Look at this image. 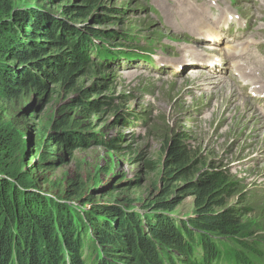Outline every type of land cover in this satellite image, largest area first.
<instances>
[{
  "label": "rangeland",
  "instance_id": "374dc122",
  "mask_svg": "<svg viewBox=\"0 0 264 264\" xmlns=\"http://www.w3.org/2000/svg\"><path fill=\"white\" fill-rule=\"evenodd\" d=\"M20 1L35 2L37 9L56 19H63L64 7L73 3V0ZM158 1L164 2L100 0L101 9L94 10L83 21L90 28L113 36L111 40H104V46L114 56L103 64L104 69L89 66L84 75H76L73 87L46 78L48 89L43 97L28 89L0 99L1 130L11 152L9 169L14 175H26L27 191L42 197L48 209L53 210L54 204L64 206L72 214L76 227L80 225V217L100 212L102 206L144 214L151 211L149 206L168 184L162 178L168 141L182 134L191 155L190 176L214 170L226 174L235 183V190L225 203L248 211L243 217L242 231L261 241L259 249L263 258L258 264H264V146L259 143L262 147L246 149L251 139L226 130L224 125L229 121L207 127L205 123L210 119L211 109L198 100L202 93L200 84L188 82L191 85L184 87L179 84L188 81L184 78L185 70H189L185 61L201 53L203 65H195V68L203 67L202 75L207 76L206 61L216 60L214 72L218 73H214L216 77L211 80L229 85L235 75L229 54L246 57L244 53L252 43L264 41V0H233L231 6H226L227 2L218 4L220 22L227 19L224 8H228L232 16L237 14L246 20H240L228 33L224 28L204 29L202 35L183 30L181 19L173 17L170 22ZM187 1L189 4L185 7L197 8L195 0ZM217 1L220 0H213ZM96 14L101 23L93 21ZM209 34L221 42L206 41ZM203 43L212 45L215 50L206 52L201 46L205 45ZM258 51L264 52L263 49ZM120 52L123 54L118 55ZM139 54L152 57L154 66L139 60ZM128 60L132 62H123ZM163 64L172 66L164 68ZM126 65L131 66L126 68ZM173 65L183 69L182 75H174ZM132 68L141 73L122 77L121 70ZM19 74L20 69L16 77ZM41 77L39 75L40 80ZM168 77L174 80L166 81ZM231 85L238 93L236 84ZM209 86L215 85L209 83ZM79 90H88L89 103L102 106L98 112L80 113L81 108L75 106ZM244 91L248 93V97L243 98L247 106L255 100L249 113L258 118V122L259 117L264 122V90ZM214 101L213 98L211 103ZM69 103L73 106L65 109ZM60 115H67L69 124L74 125L61 129L69 131L70 135V147L65 150L46 141L52 134L53 122ZM249 131L247 129L246 134ZM113 144L118 149L112 148ZM178 186L168 185L170 193ZM193 207V199L185 197L171 215L178 220L193 217ZM95 221L100 227L105 226L103 218L95 217ZM92 227L88 225L87 229L93 230ZM87 231L80 232H85L81 240L88 248L85 251L93 256L95 247L90 246ZM115 254L121 255V250Z\"/></svg>",
  "mask_w": 264,
  "mask_h": 264
},
{
  "label": "trees",
  "instance_id": "16d2710c",
  "mask_svg": "<svg viewBox=\"0 0 264 264\" xmlns=\"http://www.w3.org/2000/svg\"><path fill=\"white\" fill-rule=\"evenodd\" d=\"M64 8L59 21L37 9L35 2L0 0V99L28 89L43 97L46 78L73 87L77 74L84 75L89 66L99 70L96 62L114 58L104 46V40L113 36L83 21L101 9L100 0H73ZM64 19L84 26L77 29ZM92 19L101 20L98 14ZM89 97L88 90H79L75 106L80 113L93 114L102 107L89 103ZM72 106L69 103L65 109ZM67 126L74 127L67 115H60L47 143L64 150L70 147L69 131H61ZM183 138L179 134L168 141L162 177L168 184L149 206L151 211L127 213L102 206L100 212L80 217L76 227L64 206L48 209L42 197L27 191L26 175H14L9 169L11 152L0 119V264H258L262 243L242 231L248 211L225 203L235 183L214 170L190 176L191 155ZM174 184L179 186L170 193L168 185ZM185 197L193 199V217L175 219L171 213ZM95 217L103 218L105 226L97 225ZM83 231L95 247L93 256L82 244ZM117 250L121 255L115 254Z\"/></svg>",
  "mask_w": 264,
  "mask_h": 264
},
{
  "label": "bare ground",
  "instance_id": "6f19581e",
  "mask_svg": "<svg viewBox=\"0 0 264 264\" xmlns=\"http://www.w3.org/2000/svg\"><path fill=\"white\" fill-rule=\"evenodd\" d=\"M249 1V0H246ZM162 4V7L165 10L166 17H170V22H173V17L176 20H180L184 23V26L182 27L183 30L189 31L190 33H194L195 35H202V30L209 29V30H217V29H225L228 33L230 31V28L232 26H236L240 20H246V18H243L239 15H237V18L232 16L228 8H224L222 11L226 15L227 19L224 22H220V13H219V5L221 3H226V6L233 5V0H220L217 1V3L213 2V0H195V3L197 4V8L194 6L185 7L188 3L187 0H164L158 1ZM256 7V6H255ZM175 12H178L177 15H174ZM185 15H187L185 17ZM182 16V18H180ZM207 16V18H204ZM59 19V18H57ZM59 21H63L59 19ZM208 21H211V24H208ZM68 24V23H67ZM175 30V28H172V31ZM206 41H214L216 43H220L221 41L215 40L216 37L213 35H207ZM224 38V35L222 36ZM128 40H134L133 38L127 37ZM252 41V40H251ZM187 42V41H185ZM205 45H201L203 49L206 52L214 51V47L212 45H207L208 43H203ZM195 49V48H194ZM194 49L191 50V52H194ZM264 49V41L255 42L252 43L251 47L247 50L245 55L246 57H243L242 55H230V60H241L242 63L236 64V69L238 72V76L232 80V83L236 84V87L238 88V93L235 91L234 87L229 85H223L219 86L217 81L211 80L214 77V74L211 75V73H206L207 76L202 75L204 73V70L202 71L203 67L195 68V65L203 63L201 61H204V57L201 55V53H198L193 58L188 59L185 61V66L189 67V70H185V79H187V83L180 82V86L184 87L187 85H191V83L188 82H198L201 86L202 93L198 95V100L201 101L202 105L204 104L205 107H209L211 109L210 113V119L205 123L206 126H210L212 123H215V126H221L225 123V121H229L226 125V130H229L234 135H238L239 137H246L247 139H251L249 144H246V149H254L256 147H262L259 145L261 143L263 146L264 142V129H262V125L264 126L263 120L258 116L256 111V115L259 117L260 122L263 124L261 125L260 122H258V118H256L254 115L249 113V109L254 106L255 100H253L251 103L248 102L249 106H247L246 101L243 99L245 97H248V93L244 90L250 89L252 92L254 91H261L264 90V63L259 62L256 57L253 55V51L255 50H262ZM183 52V51H179ZM199 52V51H198ZM148 55V54H147ZM175 55V54H173ZM180 54H177L179 56ZM139 60H143V62H146L151 67L154 66L155 61L152 57L145 56L142 54H139ZM216 60H209L206 61V66L209 68V70L212 68V64L215 63ZM106 61L102 62H96V65L100 68H103V64H105ZM102 65V66H101ZM131 65H126V68ZM166 66L164 68H167L169 66H172V64H163L161 67ZM175 71V76L182 75L181 68L178 69L175 65H173ZM214 68V67H213ZM141 69V68H139ZM208 70V71H209ZM164 72V71H163ZM137 74L141 72H137L136 69H129V70H121L122 77L130 78L131 74ZM162 74V72H161ZM166 75V74H164ZM183 75V76H184ZM182 76V77H183ZM209 78L207 82H204L205 78ZM170 79L171 81L174 80L172 78H165L166 81ZM169 80V81H170ZM190 80V81H189ZM210 84H214L215 86H209ZM237 84H239L237 86ZM215 89V90H212ZM190 94V93H188ZM236 97L240 98L238 101L235 99ZM215 99L214 102L211 103V101ZM255 110V109H254ZM131 118L128 119V121ZM206 127V128H207ZM247 129H249V133L246 134ZM258 137V138H257ZM257 138V139H256ZM243 143V142H242ZM244 144V143H243Z\"/></svg>",
  "mask_w": 264,
  "mask_h": 264
},
{
  "label": "water",
  "instance_id": "95a60500",
  "mask_svg": "<svg viewBox=\"0 0 264 264\" xmlns=\"http://www.w3.org/2000/svg\"><path fill=\"white\" fill-rule=\"evenodd\" d=\"M68 24H70L69 26H72V27H75L77 29H81V27H83L84 25L83 24H79L77 22H73L71 20H67V19H64Z\"/></svg>",
  "mask_w": 264,
  "mask_h": 264
}]
</instances>
